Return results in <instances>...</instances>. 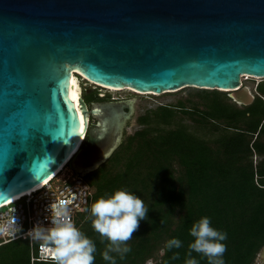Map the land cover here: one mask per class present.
I'll return each instance as SVG.
<instances>
[{"label":"water","instance_id":"1","mask_svg":"<svg viewBox=\"0 0 264 264\" xmlns=\"http://www.w3.org/2000/svg\"><path fill=\"white\" fill-rule=\"evenodd\" d=\"M70 69L101 87L218 89L248 105L258 92L241 75L264 76V0H0V205L70 155L75 172L94 170L122 141L135 97L88 108Z\"/></svg>","mask_w":264,"mask_h":264},{"label":"trees","instance_id":"2","mask_svg":"<svg viewBox=\"0 0 264 264\" xmlns=\"http://www.w3.org/2000/svg\"><path fill=\"white\" fill-rule=\"evenodd\" d=\"M201 89L202 107L178 101L147 108L137 116L140 127L83 175L93 189L90 206L102 196L127 190L148 208L127 242L131 251L123 260L112 253L116 264H145L149 258L151 264H185L194 240L189 230L202 217L227 234L222 242L225 264H252L264 244V80L248 105L222 98L217 89ZM125 153L123 169L108 174L110 162ZM89 215L87 209L80 213L76 226L96 244L94 264H108L101 256L107 241L101 242ZM172 238L183 246L168 250ZM174 252L179 259H172ZM192 256L207 264L200 254ZM0 264L52 262L31 261L29 242L19 237L0 244Z\"/></svg>","mask_w":264,"mask_h":264},{"label":"clouds","instance_id":"3","mask_svg":"<svg viewBox=\"0 0 264 264\" xmlns=\"http://www.w3.org/2000/svg\"><path fill=\"white\" fill-rule=\"evenodd\" d=\"M70 203L64 200L51 203L50 226L36 225L28 234L32 240L39 242L44 258L50 259L52 264H94L96 244L72 221L67 206ZM87 211L90 213L87 219L91 220L93 230L102 243L107 241L101 253L102 259L108 264H116V256L123 260L131 251L127 242L138 230L140 221L146 219L148 208L139 196L127 190H117L107 197L98 198ZM11 223L0 225V234L8 231ZM189 235L194 240L188 245L185 264H198L192 256L193 252L206 258L207 264H225L223 256L227 249L222 242L227 239V234L214 229L210 218L202 217L194 222ZM182 246L178 238L169 239L166 243L168 250L180 249ZM179 256V252H174L172 259L177 260Z\"/></svg>","mask_w":264,"mask_h":264},{"label":"built area","instance_id":"4","mask_svg":"<svg viewBox=\"0 0 264 264\" xmlns=\"http://www.w3.org/2000/svg\"><path fill=\"white\" fill-rule=\"evenodd\" d=\"M92 193L93 189L83 175L66 163L36 188L0 205V225H8L12 221L8 231L0 234V244L19 237L26 238L30 245L31 261H51L44 258L39 242L32 240L28 232L36 225L49 227V206L60 200L71 201L67 206L76 225L78 215L89 209Z\"/></svg>","mask_w":264,"mask_h":264},{"label":"rangeland","instance_id":"5","mask_svg":"<svg viewBox=\"0 0 264 264\" xmlns=\"http://www.w3.org/2000/svg\"><path fill=\"white\" fill-rule=\"evenodd\" d=\"M79 79V85L81 89V96L86 99V94L88 97L87 101H97V100H109L111 98H127V97H135L134 102V111L130 119L127 120L126 127L123 131V139L133 133L134 130L140 127L137 122V116L143 113L147 108H152L161 103H175V102H183L185 105L190 106L192 104H196L199 107L203 106V102L205 98L201 95L204 91L201 88L186 86L180 88L176 91H166L163 93H148V92H136L128 89H121V90H110L106 87L98 86L90 81L85 80L80 75H77ZM261 80H264V76H254V75H247L241 78L243 85H247L253 92L256 89V85ZM212 90V89H207ZM218 90V89H217ZM257 91V90H256ZM218 94L228 100L235 102L238 106L240 103H237L231 98V92L225 90H218ZM256 94V93H255ZM257 95V94H256ZM98 97V98H97ZM118 146L116 149H118ZM257 157L254 155L253 160L256 161ZM127 160V153L120 156L117 161L110 162L109 167L107 168L106 172L114 173L119 169H123L124 162ZM162 253V249H160L157 253V256H160ZM152 258L145 264H151ZM252 264H259V258L256 257L253 260Z\"/></svg>","mask_w":264,"mask_h":264},{"label":"bare ground","instance_id":"6","mask_svg":"<svg viewBox=\"0 0 264 264\" xmlns=\"http://www.w3.org/2000/svg\"><path fill=\"white\" fill-rule=\"evenodd\" d=\"M70 73H71V76L73 77V79H74V83H75V86H76V88H78V97H79V95L81 94V87H80V85H79V79H78V77H77V73H76V70H73V69H70ZM248 74H244L242 77H244V76H247ZM108 89H110V90H123V89H128V90H132V91H136V90H134V89H132V88H130V87H127V86H125V87H123V88H120V89H118V88H113V87H107ZM137 92V91H136ZM82 141L83 140H81V142L79 143V146L82 144ZM71 156L72 155H70L69 156V158H67V160L63 163V164H61L58 168H60L61 166L63 167L70 159H71ZM46 180V179H45ZM45 180H43L42 182H40L38 185H35L34 187H32L31 189H34V188H36L37 186H39L40 184H42L43 182H45ZM31 189H29V190H31ZM29 190L28 191H26V192H22V193H20V194H17V195H14V196H12L11 198H9L6 202H10V201H12V200H15L16 198H19V197H21L22 195H24V194H26V193H28L29 192Z\"/></svg>","mask_w":264,"mask_h":264},{"label":"flooded vegetation","instance_id":"7","mask_svg":"<svg viewBox=\"0 0 264 264\" xmlns=\"http://www.w3.org/2000/svg\"><path fill=\"white\" fill-rule=\"evenodd\" d=\"M122 98H124V97H122ZM85 100V102H86V104H87V106H88V108H90L91 107V103H92V101L90 102V101H87L86 99H84ZM98 101V100H97ZM88 122L89 123H91V122H95V118L91 115V114H89V116H88ZM86 142V141H85ZM108 159V158H107ZM107 159H105L103 162H105ZM102 162V163H103ZM87 173V172H86ZM86 173H84V174H86Z\"/></svg>","mask_w":264,"mask_h":264},{"label":"snow or ice","instance_id":"8","mask_svg":"<svg viewBox=\"0 0 264 264\" xmlns=\"http://www.w3.org/2000/svg\"><path fill=\"white\" fill-rule=\"evenodd\" d=\"M81 131H83V128L81 127Z\"/></svg>","mask_w":264,"mask_h":264}]
</instances>
